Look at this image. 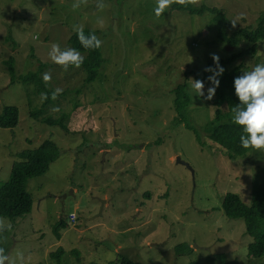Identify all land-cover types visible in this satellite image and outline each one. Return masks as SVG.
I'll use <instances>...</instances> for the list:
<instances>
[{"label": "rangeland", "instance_id": "rangeland-1", "mask_svg": "<svg viewBox=\"0 0 264 264\" xmlns=\"http://www.w3.org/2000/svg\"><path fill=\"white\" fill-rule=\"evenodd\" d=\"M74 2L0 0V113L12 105L19 110L17 126L0 129V186L18 153L45 140L60 150L48 172L28 182L31 213L3 219L11 228L0 234V247L13 261L23 253L24 264H116L120 255L136 264H223L219 256L226 264H260L248 255L253 239L244 221L228 218L222 201L235 193L250 203L253 179L264 177V151L251 148L231 160L228 145H222L220 125L233 122L232 108L239 104L234 85L238 103L227 100L223 110L229 112L220 122L212 102L191 87L193 79L203 81L207 96L214 86L212 72L205 71L214 65L211 54L225 58L247 44L217 43L207 14L192 16L170 6L157 17L156 0H102V10L98 0L73 10ZM201 4L219 7L231 21L244 13L234 29L255 26L264 11V0ZM77 25L99 32L103 42L104 63L92 83L80 68L65 70L48 56L53 43L71 48ZM10 58L18 76L38 72L42 78L39 63L45 64L49 85L65 93L47 113L67 114L68 132L31 115L45 90L12 83L5 63ZM256 64H264V41L256 57L238 59L227 70L240 67L235 78ZM184 83L192 98L187 117L193 130L179 121L173 105V90ZM215 127L213 138L208 129ZM61 221L66 226L58 230ZM181 244L192 252L177 255Z\"/></svg>", "mask_w": 264, "mask_h": 264}, {"label": "trees", "instance_id": "trees-1", "mask_svg": "<svg viewBox=\"0 0 264 264\" xmlns=\"http://www.w3.org/2000/svg\"><path fill=\"white\" fill-rule=\"evenodd\" d=\"M172 10H177L187 13L192 16H202L207 14L210 17V26L215 27L216 41L219 44H225L228 47L236 48L241 42L247 44L245 49H241L237 53H231L230 56L219 59V64L225 71L218 77L219 87L215 90V98L210 101L215 107L214 120L220 122L224 120L227 113L223 110L227 105V100L232 99L236 104L237 98L231 91V86L234 85V74L240 67H234L231 71L227 70L229 65H232L236 60L242 61L247 57H256L258 48L262 41H264V11L261 12L257 19L255 26H245L234 29L231 26V20L227 14L217 6H209L207 4L189 5L187 7L179 4L171 5ZM85 35L94 33L99 39V32L93 30H84ZM71 48H75L80 53L84 54V63L79 67L85 74V82L92 83L100 76V69L104 63L102 55V47L92 50L85 49L77 38V34L71 35L68 41ZM8 66L11 82L14 81L23 83H34L39 86V89L45 90L48 99L43 101L41 107L32 112L31 115L35 120L41 124H47L52 127H60L63 131L68 132L67 122L69 117L67 114H62L58 118L48 115L53 105L57 101L52 99V91L55 88L43 80V68L45 64L39 63L41 68L42 78L38 76V72L27 73L24 75H17L14 66V60L10 58L5 62ZM243 64V63H241ZM215 68V64L212 66ZM50 89H49V88ZM52 87V88H51ZM174 99L173 105L179 121H183L188 130H193L187 117V108L192 103V98L188 92L187 83L181 84L173 90ZM41 96V95H40ZM60 96L64 97L65 93ZM61 113V111H59ZM19 121V110L16 106H6L0 113V129H14ZM214 125V121L212 122ZM224 125V124H223ZM223 131L222 145H228L230 152L228 156L231 160H236L251 151V148L245 149L241 146L240 136L243 129L232 123H227L225 126L220 125ZM219 128V131H220ZM218 128L208 129V133L213 138L218 136L214 131ZM158 143V142H157ZM19 160L13 163L9 179L0 186V218L14 221L17 218L23 217L31 213L34 200L32 194L28 190V182L30 179L40 177L46 174L50 165L57 161L60 157V150L58 146L51 140L43 141L37 148L33 150H25L17 154ZM16 157V158H17ZM222 211L230 219H242L245 223L246 234L253 239L248 245V255L253 261L264 264V177H255L252 183L250 203L243 202L241 196L235 193H228L224 196L222 201ZM66 223L61 221L57 228H64ZM60 239V237H59ZM63 250L54 254L56 258ZM177 255H187L192 252V248L187 245H178L175 248ZM53 256V254H52ZM218 259L226 264L224 256H219ZM116 264H136L129 257L120 255Z\"/></svg>", "mask_w": 264, "mask_h": 264}, {"label": "clouds", "instance_id": "clouds-1", "mask_svg": "<svg viewBox=\"0 0 264 264\" xmlns=\"http://www.w3.org/2000/svg\"><path fill=\"white\" fill-rule=\"evenodd\" d=\"M88 0H75L72 5L73 10L81 5H86ZM199 0H156L154 9L155 15L159 17L166 9L173 4L181 6L197 5ZM106 5L102 0H98L97 8L103 9ZM244 18V13H241L237 19L231 21L233 28L238 24V20ZM100 23H103L100 21ZM73 30L77 34V38L85 49H98L102 46L100 40L94 33L85 35L83 26H74ZM49 58L55 64L67 70L70 66L79 68L84 63V55L75 48H61L60 44L53 43L48 53ZM215 68L207 67L205 71L212 72V76L208 79L214 85L208 89L207 96L204 95V83L201 80L193 79L192 88L195 95L204 99L211 100L215 95L216 88L219 87L218 77L222 75L225 69L219 64V56L215 53L211 54ZM52 79L50 72L43 74L44 82L50 83ZM235 95L238 97L239 104L232 108L233 123L239 125L243 129L240 136L241 146L245 149L252 148L258 151H264V64H256L251 71H244L241 75L234 78ZM63 89L56 88L52 92V99L55 100ZM41 102L48 99L46 93L41 94ZM59 111L58 108L53 109ZM11 225H6L4 220L0 218V234L6 230H10ZM0 264H24L23 253H18L15 261L10 259L5 253V249L0 247Z\"/></svg>", "mask_w": 264, "mask_h": 264}, {"label": "bare ground", "instance_id": "bare-ground-1", "mask_svg": "<svg viewBox=\"0 0 264 264\" xmlns=\"http://www.w3.org/2000/svg\"><path fill=\"white\" fill-rule=\"evenodd\" d=\"M69 220H70L71 222H75V221H76V216H75L74 214L70 215V216H69Z\"/></svg>", "mask_w": 264, "mask_h": 264}, {"label": "water", "instance_id": "water-1", "mask_svg": "<svg viewBox=\"0 0 264 264\" xmlns=\"http://www.w3.org/2000/svg\"><path fill=\"white\" fill-rule=\"evenodd\" d=\"M177 161L183 165H185L186 167L190 168V165L188 163L182 162L179 158H177Z\"/></svg>", "mask_w": 264, "mask_h": 264}]
</instances>
